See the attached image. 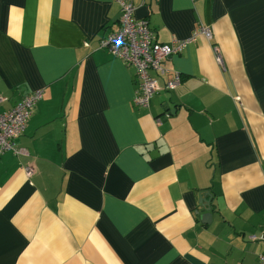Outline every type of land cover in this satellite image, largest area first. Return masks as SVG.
Wrapping results in <instances>:
<instances>
[{
  "label": "crops",
  "instance_id": "1",
  "mask_svg": "<svg viewBox=\"0 0 264 264\" xmlns=\"http://www.w3.org/2000/svg\"><path fill=\"white\" fill-rule=\"evenodd\" d=\"M132 1L160 42L213 31L149 107L101 46L119 2L0 0V113L43 91L27 154H0V264H263L264 0Z\"/></svg>",
  "mask_w": 264,
  "mask_h": 264
},
{
  "label": "built area",
  "instance_id": "2",
  "mask_svg": "<svg viewBox=\"0 0 264 264\" xmlns=\"http://www.w3.org/2000/svg\"><path fill=\"white\" fill-rule=\"evenodd\" d=\"M116 1L121 6L120 25L102 40L101 46L108 48L126 64L135 67L138 89L134 102L140 107H149L152 98L161 89L160 78L170 72L164 61L173 54L181 53L199 35L212 39L213 31L208 25L200 23L190 38H174L169 43L160 42L150 26L149 19L135 17L136 7L132 0ZM216 56L219 64L223 66L224 61L219 48ZM181 82V75L175 72L172 78L166 81L165 87L174 90ZM42 94L41 89L29 92L13 107L0 113V154L9 150L16 154H27L26 149L18 146L16 139L27 128ZM0 101H2L1 96ZM25 171L30 176L35 171V166L28 164L25 166ZM249 239L264 242V231L251 234ZM259 257L264 264V254H260Z\"/></svg>",
  "mask_w": 264,
  "mask_h": 264
},
{
  "label": "water",
  "instance_id": "3",
  "mask_svg": "<svg viewBox=\"0 0 264 264\" xmlns=\"http://www.w3.org/2000/svg\"><path fill=\"white\" fill-rule=\"evenodd\" d=\"M203 208L207 209V212H204L202 214V221L203 222H210L213 218V213L210 211L211 210V201L207 202L208 200L206 198H203ZM207 205V207H205Z\"/></svg>",
  "mask_w": 264,
  "mask_h": 264
}]
</instances>
